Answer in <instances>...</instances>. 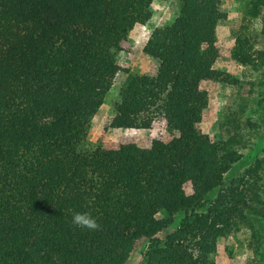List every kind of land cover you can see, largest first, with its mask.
Instances as JSON below:
<instances>
[{
    "label": "trees",
    "instance_id": "1",
    "mask_svg": "<svg viewBox=\"0 0 264 264\" xmlns=\"http://www.w3.org/2000/svg\"><path fill=\"white\" fill-rule=\"evenodd\" d=\"M152 1H0V264H119L140 238L138 264H214L215 240L264 194L249 180L259 165L225 183L244 141L236 118L225 121V138L196 127L207 103L199 81L234 82L211 68L225 17L217 0H175L176 15L141 48L157 62L155 74L127 73L113 102L107 127L148 129L159 115L170 138L112 149L85 138L119 69L120 42L148 21ZM247 1L252 17L264 10V0ZM255 58L253 68L262 52ZM252 102L264 126V85ZM236 107L230 113L255 109ZM74 212L100 228L74 226Z\"/></svg>",
    "mask_w": 264,
    "mask_h": 264
},
{
    "label": "rangeland",
    "instance_id": "2",
    "mask_svg": "<svg viewBox=\"0 0 264 264\" xmlns=\"http://www.w3.org/2000/svg\"><path fill=\"white\" fill-rule=\"evenodd\" d=\"M217 1L225 17L215 26V39L211 50L214 61L211 68L221 76L227 73L234 82L228 84L213 78L199 81L198 87L206 92L207 103L201 111L200 121L196 127L210 138H225V121L231 117L236 118L234 125L237 122L241 127L237 131H242L244 141L242 145H235L240 156L232 163L225 175V183L240 176L247 178L245 170L251 165L254 168L259 165L258 168L256 167L257 174L260 171L259 177L248 178L250 181L254 179L256 185L262 188L264 187V126L260 121L262 111L255 107L252 101L256 99L264 85L262 74L264 10H259L255 17H252L247 13L248 9L251 10L248 8L247 0ZM149 9L148 21L142 25L135 24L120 42L121 49L116 55L119 69L111 80V86L103 102L91 116L86 131L85 138L93 145L112 149L121 143L133 142L139 147H148L153 138L162 141L170 138V134L165 130L164 120L159 115L154 116L148 129L107 127L114 112L113 102L126 74H155L157 62L144 54L141 48L152 28L166 25L173 19L178 4L175 0H153ZM258 52H262L263 64L253 68L252 64H257L255 56ZM243 58L246 60H242ZM239 103L255 109L236 114L230 113ZM249 123H255V126H250ZM227 128L229 132L234 129L230 126ZM181 188L185 194L191 193L188 181L182 183ZM248 203L249 209H246L243 221L239 222L227 236L215 240L214 264H264V194L259 193L255 198L248 200ZM164 215L161 212L157 217ZM173 218V224H176L180 216L174 213ZM170 228L172 227L159 231L158 235H163L167 230H171ZM145 247V238L134 240L131 251L119 264H138Z\"/></svg>",
    "mask_w": 264,
    "mask_h": 264
},
{
    "label": "clouds",
    "instance_id": "3",
    "mask_svg": "<svg viewBox=\"0 0 264 264\" xmlns=\"http://www.w3.org/2000/svg\"><path fill=\"white\" fill-rule=\"evenodd\" d=\"M71 223L78 228H86L89 230H98L100 225L90 214L74 212Z\"/></svg>",
    "mask_w": 264,
    "mask_h": 264
}]
</instances>
